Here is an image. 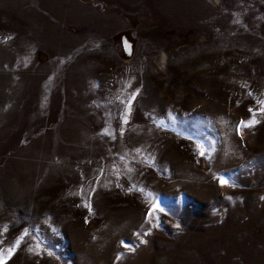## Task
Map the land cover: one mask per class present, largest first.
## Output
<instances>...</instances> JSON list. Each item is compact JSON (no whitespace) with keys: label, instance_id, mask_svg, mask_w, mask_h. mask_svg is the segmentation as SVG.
<instances>
[{"label":"rangeland","instance_id":"1","mask_svg":"<svg viewBox=\"0 0 264 264\" xmlns=\"http://www.w3.org/2000/svg\"><path fill=\"white\" fill-rule=\"evenodd\" d=\"M258 101L264 0H0L3 264H264Z\"/></svg>","mask_w":264,"mask_h":264},{"label":"snow or ice","instance_id":"2","mask_svg":"<svg viewBox=\"0 0 264 264\" xmlns=\"http://www.w3.org/2000/svg\"><path fill=\"white\" fill-rule=\"evenodd\" d=\"M258 104H260V111L264 112V101H258ZM250 113H252V119H250L249 121H240L239 124L237 125V132H239V129L240 127H251L253 124H255L257 121L255 120V113L253 112V110L250 108L248 110ZM125 122H127L126 118H125ZM199 147V146H198ZM201 155L204 154V151L201 150L200 152ZM220 179V183L222 185L226 184L227 181L224 180L222 177L219 178ZM261 199H264V197H261ZM87 206V205H86ZM5 231L7 230L6 228L4 229ZM29 233H28V230L25 229L23 230V232L21 233L20 236H18L16 238V240L13 242V244L7 249V252H8V255H11L12 252H14L16 250V248L21 244V242L23 241L24 237L27 236ZM37 247H39V245H37ZM125 247H127V245H125ZM31 250V249H29ZM51 254V253H49ZM3 259H4V250L3 249H0V264H3ZM117 259H119V257H117Z\"/></svg>","mask_w":264,"mask_h":264},{"label":"water","instance_id":"3","mask_svg":"<svg viewBox=\"0 0 264 264\" xmlns=\"http://www.w3.org/2000/svg\"><path fill=\"white\" fill-rule=\"evenodd\" d=\"M124 41H126L125 39H124ZM130 46L132 47V44H131V42H130ZM121 52V51H120ZM130 54L128 55V56H131V52H129ZM121 54H122V52H121ZM123 55V54H122ZM127 56V55H126Z\"/></svg>","mask_w":264,"mask_h":264},{"label":"bare ground","instance_id":"4","mask_svg":"<svg viewBox=\"0 0 264 264\" xmlns=\"http://www.w3.org/2000/svg\"><path fill=\"white\" fill-rule=\"evenodd\" d=\"M123 42L126 43V41H124V39H123V41H122V45H121V48L123 47ZM117 44H118V43H117ZM126 45H128V44L126 43Z\"/></svg>","mask_w":264,"mask_h":264}]
</instances>
